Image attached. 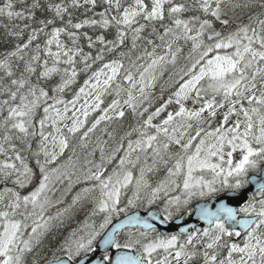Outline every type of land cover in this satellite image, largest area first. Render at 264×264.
Segmentation results:
<instances>
[{
  "label": "snow or ice",
  "instance_id": "snow-or-ice-1",
  "mask_svg": "<svg viewBox=\"0 0 264 264\" xmlns=\"http://www.w3.org/2000/svg\"><path fill=\"white\" fill-rule=\"evenodd\" d=\"M0 264H264V0H0Z\"/></svg>",
  "mask_w": 264,
  "mask_h": 264
},
{
  "label": "trees",
  "instance_id": "trees-1",
  "mask_svg": "<svg viewBox=\"0 0 264 264\" xmlns=\"http://www.w3.org/2000/svg\"><path fill=\"white\" fill-rule=\"evenodd\" d=\"M187 51V49H185V52ZM85 77H81L79 83H82L83 82V79ZM168 79V74L165 73V76L164 78L158 82L157 86H156V89H155V94L157 96H159L161 94L160 92V86L162 84H164V82ZM164 98L166 99L167 98V95L168 93L165 92L164 94ZM68 99H71V93L68 94L67 96ZM110 99L111 98H108V100L106 101L107 102H110ZM106 103L104 106H106ZM159 103L160 101H157L156 105L155 106H159ZM154 110V108H153ZM98 113H94L92 117H90L89 119V126H90V123H91V119H93L95 117V115H97ZM154 122H159V121H154ZM130 123H133L131 117L129 116L127 119L124 120L123 122V126H121L120 124L116 123V122H113L111 124H108L107 125V128L109 131H115L116 132V138L119 139V136L120 135H123V131L127 130L128 128V125ZM105 127V124H101L100 127L97 129V131L92 135L91 137V144L94 145L95 144V141H96V138L98 136H102V132L100 131V129H103ZM103 138L104 139H108V137L106 135H103ZM77 145V139H73L71 141V145H70V148L65 150V154L60 157L59 161L58 162H63L67 159V156L71 154V146H75ZM108 147L110 148L111 147V141L109 142V145ZM76 152L77 154L81 157V161L83 159V155L84 153L77 147L76 148ZM96 158L98 159L99 158V152L97 151L96 152ZM41 159H43V157H41ZM55 166V165H53ZM73 179H75V177H73ZM67 186V182L65 181V183L63 185H60V184H57L55 185L54 187L56 188V191L54 192H49V196L55 200L57 199L58 197L61 196V193L63 191V189ZM82 185H75L73 190L71 192H69L65 197H64V200H65V204L64 205H61V207H64L66 206L67 204H70L71 203V199H72V196H74L76 194L77 191H79V188L81 187ZM56 211L55 208H52L50 209V213H54ZM84 219V214L83 213H76L74 214L70 219L66 220L65 221V225L63 228H61L58 232H54L52 235H50L48 237V239L45 241V245H55L56 243H58L59 239L62 237V235H66L68 231H70L72 228H75L78 226V224L80 223V221H82Z\"/></svg>",
  "mask_w": 264,
  "mask_h": 264
},
{
  "label": "water",
  "instance_id": "water-1",
  "mask_svg": "<svg viewBox=\"0 0 264 264\" xmlns=\"http://www.w3.org/2000/svg\"><path fill=\"white\" fill-rule=\"evenodd\" d=\"M188 223L191 224L194 227H196L197 223H200L201 225H203V222L199 221L198 217H196L194 214H193V216L190 219H188ZM201 225L199 227H201ZM112 253L115 254V250L114 251L112 250Z\"/></svg>",
  "mask_w": 264,
  "mask_h": 264
},
{
  "label": "rangeland",
  "instance_id": "rangeland-1",
  "mask_svg": "<svg viewBox=\"0 0 264 264\" xmlns=\"http://www.w3.org/2000/svg\"><path fill=\"white\" fill-rule=\"evenodd\" d=\"M156 121H159V119H157ZM67 182V181H66Z\"/></svg>",
  "mask_w": 264,
  "mask_h": 264
}]
</instances>
